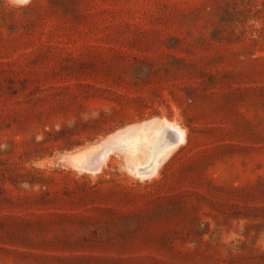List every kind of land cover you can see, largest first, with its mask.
I'll return each instance as SVG.
<instances>
[{
  "label": "rangeland",
  "instance_id": "374dc122",
  "mask_svg": "<svg viewBox=\"0 0 264 264\" xmlns=\"http://www.w3.org/2000/svg\"><path fill=\"white\" fill-rule=\"evenodd\" d=\"M0 264H264V0H0Z\"/></svg>",
  "mask_w": 264,
  "mask_h": 264
},
{
  "label": "bare ground",
  "instance_id": "6f19581e",
  "mask_svg": "<svg viewBox=\"0 0 264 264\" xmlns=\"http://www.w3.org/2000/svg\"><path fill=\"white\" fill-rule=\"evenodd\" d=\"M170 131H171V130H170ZM171 132H173V131H171ZM171 132H168V133H169L168 135H170ZM174 132H175V131H174ZM175 133H176V132H175ZM176 134H177V133H176ZM170 136H171V135H170ZM172 137H173V136H172ZM172 137H169V138L171 139ZM180 137H181V136H180ZM180 137H179V135H177L176 141L173 142V144L178 143V138H180ZM183 138H184V137H183ZM171 140H172V139H171ZM171 140H170V141H171ZM173 140H174V139H173ZM179 141H180V140H179ZM167 148H168V145L166 144V145H164V146L162 147L161 151H163L164 149H167ZM161 151H160V152H161ZM157 162H158V161H157V158L155 157V165L157 164Z\"/></svg>",
  "mask_w": 264,
  "mask_h": 264
}]
</instances>
